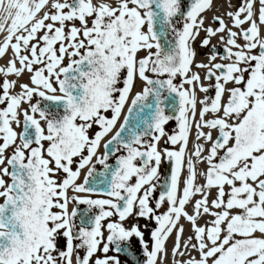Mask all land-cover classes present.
I'll use <instances>...</instances> for the list:
<instances>
[{
  "label": "snow or ice",
  "instance_id": "snow-or-ice-1",
  "mask_svg": "<svg viewBox=\"0 0 264 264\" xmlns=\"http://www.w3.org/2000/svg\"><path fill=\"white\" fill-rule=\"evenodd\" d=\"M215 7L0 0V264H264V0Z\"/></svg>",
  "mask_w": 264,
  "mask_h": 264
},
{
  "label": "bare ground",
  "instance_id": "bare-ground-1",
  "mask_svg": "<svg viewBox=\"0 0 264 264\" xmlns=\"http://www.w3.org/2000/svg\"><path fill=\"white\" fill-rule=\"evenodd\" d=\"M235 2V0H233ZM214 3L216 7L213 9V12H222L224 10L223 5H224V0H214ZM209 17L212 15V13H208ZM165 264H168L167 261H165Z\"/></svg>",
  "mask_w": 264,
  "mask_h": 264
},
{
  "label": "flooded vegetation",
  "instance_id": "flooded-vegetation-1",
  "mask_svg": "<svg viewBox=\"0 0 264 264\" xmlns=\"http://www.w3.org/2000/svg\"><path fill=\"white\" fill-rule=\"evenodd\" d=\"M141 223H143V221ZM146 238H147V236H146Z\"/></svg>",
  "mask_w": 264,
  "mask_h": 264
}]
</instances>
